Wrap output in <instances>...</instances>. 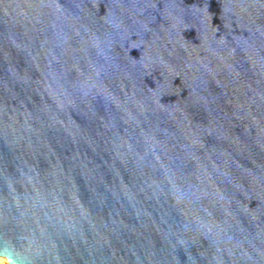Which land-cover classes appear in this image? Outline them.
I'll use <instances>...</instances> for the list:
<instances>
[{
  "label": "water",
  "instance_id": "obj_1",
  "mask_svg": "<svg viewBox=\"0 0 264 264\" xmlns=\"http://www.w3.org/2000/svg\"><path fill=\"white\" fill-rule=\"evenodd\" d=\"M0 258L264 264V0H0Z\"/></svg>",
  "mask_w": 264,
  "mask_h": 264
},
{
  "label": "bare ground",
  "instance_id": "obj_2",
  "mask_svg": "<svg viewBox=\"0 0 264 264\" xmlns=\"http://www.w3.org/2000/svg\"><path fill=\"white\" fill-rule=\"evenodd\" d=\"M0 264H9L6 258H0Z\"/></svg>",
  "mask_w": 264,
  "mask_h": 264
}]
</instances>
